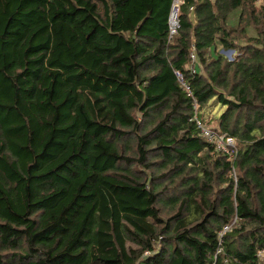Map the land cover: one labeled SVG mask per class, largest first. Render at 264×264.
<instances>
[{
  "label": "trees",
  "instance_id": "1",
  "mask_svg": "<svg viewBox=\"0 0 264 264\" xmlns=\"http://www.w3.org/2000/svg\"><path fill=\"white\" fill-rule=\"evenodd\" d=\"M172 1L0 0V264H263L264 0Z\"/></svg>",
  "mask_w": 264,
  "mask_h": 264
},
{
  "label": "built area",
  "instance_id": "2",
  "mask_svg": "<svg viewBox=\"0 0 264 264\" xmlns=\"http://www.w3.org/2000/svg\"><path fill=\"white\" fill-rule=\"evenodd\" d=\"M183 0H173L170 10V15L168 19V37L171 39L173 36L177 34V31L179 29V6L182 4ZM190 60H191V67L190 71L191 74L195 73L194 65L196 62V57L194 54L190 51ZM177 78L182 82L181 75L179 73H176ZM182 85L188 89L187 85L182 82ZM196 112V103L194 105V114ZM194 122L196 124V128L199 130V135L202 139H204L206 142H208L215 151L225 155L228 160L232 163L235 155H236V149H235V142L234 139L227 136L226 134H219L217 132H214L210 128H208L203 123L199 122L197 119V116L195 114ZM231 232V226H225L222 231L219 233V240H221L222 236ZM220 253V249L217 250L216 255ZM215 255V257H216ZM257 258L264 264V252L260 251L257 254Z\"/></svg>",
  "mask_w": 264,
  "mask_h": 264
},
{
  "label": "rangeland",
  "instance_id": "3",
  "mask_svg": "<svg viewBox=\"0 0 264 264\" xmlns=\"http://www.w3.org/2000/svg\"><path fill=\"white\" fill-rule=\"evenodd\" d=\"M218 49H219V52L223 53L224 56H225L229 61H231V60L233 59V56H234V53H233V52H232L231 56L229 57V55H228L226 52H223V51L221 50L220 47H218ZM190 51H191V52L194 54V56L196 57V55H195V53H194V51H193V48H191ZM189 53H190V52H189ZM190 61H191V60H190ZM221 111H222L221 109H215L212 113L209 114V117H210V116L212 117V116L219 115ZM206 120H208V119H206ZM210 126H215V123L213 122L212 124H210Z\"/></svg>",
  "mask_w": 264,
  "mask_h": 264
},
{
  "label": "water",
  "instance_id": "4",
  "mask_svg": "<svg viewBox=\"0 0 264 264\" xmlns=\"http://www.w3.org/2000/svg\"><path fill=\"white\" fill-rule=\"evenodd\" d=\"M228 55H229V57L231 56V54H232V51H228V52H226Z\"/></svg>",
  "mask_w": 264,
  "mask_h": 264
}]
</instances>
